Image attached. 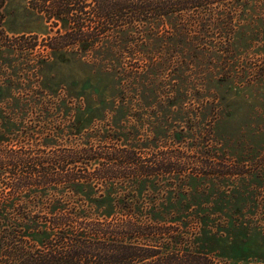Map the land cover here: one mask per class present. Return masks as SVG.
Instances as JSON below:
<instances>
[{"label": "rangeland", "instance_id": "rangeland-1", "mask_svg": "<svg viewBox=\"0 0 264 264\" xmlns=\"http://www.w3.org/2000/svg\"><path fill=\"white\" fill-rule=\"evenodd\" d=\"M5 12L0 232L47 229L54 208L93 221L124 205L182 227L215 264H264V0L115 31L88 51L47 48L30 0ZM91 148L107 163L135 159L56 166L61 151ZM76 171L89 178L81 196L16 186Z\"/></svg>", "mask_w": 264, "mask_h": 264}, {"label": "trees", "instance_id": "trees-1", "mask_svg": "<svg viewBox=\"0 0 264 264\" xmlns=\"http://www.w3.org/2000/svg\"><path fill=\"white\" fill-rule=\"evenodd\" d=\"M7 1L0 0V51L8 40L5 33ZM226 1L230 0H30V6L45 17L49 26L48 37L44 39L47 48L88 51L115 31L207 11ZM66 153L68 151H61L60 156H56L58 168L78 166L83 170L93 162L109 168L113 162L131 165L135 159L124 156L118 161L119 156H111L107 163L93 148L70 152L74 157L63 155ZM140 168V175L153 173L142 165ZM85 174L83 171L66 175L43 173L15 181L18 187L66 183L73 195L81 196L85 192L81 184L89 181ZM115 210L119 212L117 217L90 221L83 214L73 216L54 208L47 229H31L27 233L30 235L3 229L0 264H215L209 255L195 247L182 227L154 222L148 215L140 217L128 206L118 205Z\"/></svg>", "mask_w": 264, "mask_h": 264}]
</instances>
